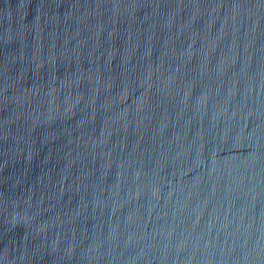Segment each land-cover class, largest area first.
<instances>
[{"label":"water","instance_id":"95a60500","mask_svg":"<svg viewBox=\"0 0 264 264\" xmlns=\"http://www.w3.org/2000/svg\"><path fill=\"white\" fill-rule=\"evenodd\" d=\"M0 264H264V0H0Z\"/></svg>","mask_w":264,"mask_h":264}]
</instances>
